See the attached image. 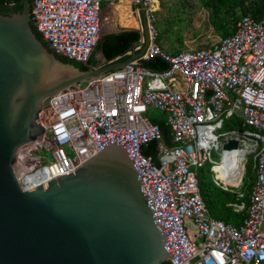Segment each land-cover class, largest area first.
<instances>
[{
  "label": "built area",
  "instance_id": "obj_1",
  "mask_svg": "<svg viewBox=\"0 0 264 264\" xmlns=\"http://www.w3.org/2000/svg\"><path fill=\"white\" fill-rule=\"evenodd\" d=\"M258 0H241L243 8ZM144 8L148 45L124 69L63 89L43 104L41 116L52 151L50 160L18 180L25 190L70 174L119 134L164 233L169 264H264V18L238 14L232 33L209 48L176 53L158 41L156 0H33L30 24L59 56L85 64L100 34L102 4ZM145 44L143 29L134 55ZM159 57L163 71L141 61ZM151 111L165 115L171 146L162 141ZM238 148L225 151L229 141ZM155 142L153 157L142 148ZM242 153L239 185L218 178L228 152ZM215 152L219 160L212 158ZM253 182L246 207L240 190L246 165ZM209 165L215 186L235 195L239 226L211 217L201 197L197 171ZM229 174V170H226ZM18 179V178H17Z\"/></svg>",
  "mask_w": 264,
  "mask_h": 264
},
{
  "label": "water",
  "instance_id": "obj_2",
  "mask_svg": "<svg viewBox=\"0 0 264 264\" xmlns=\"http://www.w3.org/2000/svg\"><path fill=\"white\" fill-rule=\"evenodd\" d=\"M30 3L0 14V264H161L172 256L119 134L70 174L25 190L15 175L20 148L45 133L44 101L76 84L121 70L123 63L80 71L61 62L31 30ZM238 148L229 141L223 150Z\"/></svg>",
  "mask_w": 264,
  "mask_h": 264
},
{
  "label": "trees",
  "instance_id": "obj_3",
  "mask_svg": "<svg viewBox=\"0 0 264 264\" xmlns=\"http://www.w3.org/2000/svg\"><path fill=\"white\" fill-rule=\"evenodd\" d=\"M28 1L31 6L33 0ZM199 2L204 9L210 12L212 16L211 25L221 37L228 36L232 33L234 22L238 19L239 15L238 9L240 10V14L250 12L256 19L264 18V0H258L251 8H243L241 0H199ZM21 9L22 0H0V14L3 16H11L20 12ZM31 30L36 35L37 39L40 40L58 60L73 65L80 71H86L90 67H95L97 65L95 55L98 52L102 53L107 62L123 63L127 61L131 57L128 53L133 54V50L138 45L140 39V33L137 30H122L114 34L101 35L90 58L85 64H82L56 55L42 39L33 25H31ZM140 65L152 71H163L168 68V64L163 62L159 57L141 61ZM149 118L152 123L159 126L163 143L166 146H171L170 128L165 124V117L151 115L150 112ZM155 151L156 143L152 142L146 147H143L141 152L145 157L152 156L153 163L156 165ZM203 177V168H200L197 171L200 194L211 217L226 224H231L236 227L239 226L245 217V212L235 213L233 211L231 205L235 203V195L221 190L213 184L212 180L210 182L205 181ZM251 178H253L252 174ZM250 186L251 184L247 187L245 195L241 199L246 207L249 204L248 193ZM161 264L169 263L163 262Z\"/></svg>",
  "mask_w": 264,
  "mask_h": 264
},
{
  "label": "rangeland",
  "instance_id": "obj_4",
  "mask_svg": "<svg viewBox=\"0 0 264 264\" xmlns=\"http://www.w3.org/2000/svg\"><path fill=\"white\" fill-rule=\"evenodd\" d=\"M211 17L210 12L201 6L199 0H162L160 9L157 12L159 44L171 53L211 47L221 38L211 25ZM239 17L240 14L238 15ZM119 24L118 21L102 19L100 34L114 33L119 29L125 28ZM152 114L165 117L164 114L158 111H151ZM51 151L52 146L46 131L38 142L20 148L14 166L18 180L34 166L50 160ZM212 158L215 161L219 160V156L215 152L212 153ZM242 160L239 163L240 167H242ZM251 166L252 162L250 161L246 165L243 179L244 185H241L240 188L244 193L247 190L245 189L246 180L249 178L253 182ZM208 169L209 165L203 167V178L205 181L210 182L211 173Z\"/></svg>",
  "mask_w": 264,
  "mask_h": 264
},
{
  "label": "bare ground",
  "instance_id": "obj_5",
  "mask_svg": "<svg viewBox=\"0 0 264 264\" xmlns=\"http://www.w3.org/2000/svg\"><path fill=\"white\" fill-rule=\"evenodd\" d=\"M118 7L120 25L125 28L136 27V22L132 18L128 6L121 3ZM242 159L241 152L234 151L225 153L223 156V164L215 167L218 170V178L225 180L226 183L239 185L243 174V166L240 167L239 165ZM226 170H229L230 176L226 174Z\"/></svg>",
  "mask_w": 264,
  "mask_h": 264
},
{
  "label": "crops",
  "instance_id": "obj_6",
  "mask_svg": "<svg viewBox=\"0 0 264 264\" xmlns=\"http://www.w3.org/2000/svg\"><path fill=\"white\" fill-rule=\"evenodd\" d=\"M119 4H121V3H116V4L103 3L102 4V8H101V20L105 19L107 21H118L119 22V12H118ZM161 4H162V0H160V1L156 0V5L158 6L159 9H160ZM124 5H127V4H124ZM127 6H128V8L130 10V14H131L132 18L136 22V27L119 29L117 32H114V33H118V32H120L122 30H137L140 33V29L142 28V22H143V16H142V13H141V7L132 8L129 5H127ZM114 33H108V34H114ZM102 35H105V34H102ZM101 55H102L101 52H98L95 55V61H96L97 65L103 64V58H102ZM252 175H253V173H252Z\"/></svg>",
  "mask_w": 264,
  "mask_h": 264
}]
</instances>
